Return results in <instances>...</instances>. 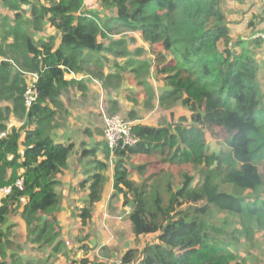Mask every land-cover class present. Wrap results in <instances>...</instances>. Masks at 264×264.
<instances>
[{
    "label": "trees",
    "instance_id": "1",
    "mask_svg": "<svg viewBox=\"0 0 264 264\" xmlns=\"http://www.w3.org/2000/svg\"><path fill=\"white\" fill-rule=\"evenodd\" d=\"M44 1L0 0L14 13V25L1 38L12 43L6 44L10 58L0 61V103L9 104L0 107V133L10 115L22 122L0 139V187H12L0 201V264H35L19 256L10 228L2 230L18 210L34 236L32 244L57 239L48 218L60 208L58 177L73 151L71 143H60L54 135L60 93L75 84L65 75L77 74L98 63L97 55L111 52L117 43L105 46L102 40L119 29L138 33L157 55L156 69L163 67L157 71L165 75L166 88L159 103L180 101L192 112L187 126L133 123L137 141L132 146L110 150L105 143L101 149L105 159L114 160L113 189L131 209L127 220L133 236L154 237L141 251H126L122 263L264 264V242L257 237L264 232V180L258 168L264 164V60L256 56L263 40L233 39L226 0H101L114 11L105 22L85 11L83 0ZM25 6L32 32H40L47 21L59 33L56 49L53 38H31L22 20ZM28 74L37 75L38 98L27 111L23 94ZM215 129L224 136L219 153L209 152L205 143V132ZM81 154L95 156L96 150ZM156 154L163 162L192 166L193 175L184 172L175 179L165 173L149 187L129 178L126 158ZM94 163L97 173L87 181L86 206L78 215L82 227L107 182L102 174L107 164ZM145 167H137L140 176ZM18 179L22 190L14 187ZM59 245L56 241L53 251Z\"/></svg>",
    "mask_w": 264,
    "mask_h": 264
},
{
    "label": "rangeland",
    "instance_id": "2",
    "mask_svg": "<svg viewBox=\"0 0 264 264\" xmlns=\"http://www.w3.org/2000/svg\"><path fill=\"white\" fill-rule=\"evenodd\" d=\"M100 6L103 8L101 0ZM224 7L233 39L242 38L246 41L259 38L264 33V0H226ZM107 10L109 14L113 9ZM3 15H6V19L2 20L0 17V40L12 28L7 17L9 13H0V16ZM27 27L30 33L31 28ZM6 41H0V61L10 58ZM111 42L117 45L111 52L97 55L98 63L88 65L83 71L73 74V77L68 74L69 78L66 80H73L75 84L63 90L58 99L62 108L56 111L55 136L59 141L73 145L68 166L58 177L56 193L60 198V208L54 217L48 218L55 226L54 231L58 232L55 239L60 244L58 249L53 251L55 242L48 245L42 241L32 244L34 236L21 219L20 210L7 218L6 226L2 229L4 231L6 227L10 228L11 240L19 247V256L33 260L35 264H83L84 261V264H112L119 260V254L125 248L141 250L144 245L153 242L152 237L135 239L127 220L131 209L123 205V197L112 189L114 160L105 159L101 154V149L105 146L104 120L118 116L135 125L166 128L178 124L189 125L192 112L180 101L159 103L158 99L166 88L163 80L165 75L157 70L163 67L156 69L157 55H154L138 33L119 29L107 38L105 46H109ZM219 47L223 49L222 44ZM256 53L257 60H264V40L263 48ZM146 64L149 65L148 68L137 70L138 65ZM16 71L15 67L11 69L13 73ZM31 79V76H25L27 83ZM260 84L264 93V75ZM7 106L9 107L7 102L0 103L1 108ZM181 119L186 122L183 123ZM7 121L17 119L10 115ZM223 137L218 129L205 132L209 152L223 151ZM87 149H95L96 155H82V151ZM94 160L107 164V170L102 174L109 181L105 184L101 200L94 205L86 226L82 227L78 215L86 206L87 181L97 173ZM125 160L129 178L137 184L145 183L148 187L158 178L156 176L168 173L179 179L181 173L193 175L195 170L190 165L163 162L157 154L136 155ZM142 166L146 167L144 174L140 176L136 169ZM258 168L264 180V164ZM81 183L84 184L83 188L80 187ZM257 237L264 242V232ZM101 245L106 247L102 248ZM261 259L264 262V254Z\"/></svg>",
    "mask_w": 264,
    "mask_h": 264
},
{
    "label": "built area",
    "instance_id": "3",
    "mask_svg": "<svg viewBox=\"0 0 264 264\" xmlns=\"http://www.w3.org/2000/svg\"><path fill=\"white\" fill-rule=\"evenodd\" d=\"M259 37L264 40V33ZM34 78L35 79L32 82L27 84V89L23 94L24 107L27 111L32 107L38 98V90L35 86L37 82L36 74L34 75ZM132 125V123L126 122L118 116H112L104 120L103 138L110 150H115L118 147L124 148L126 146H132L137 141V139L131 134ZM9 129L10 127L8 126L4 132L0 133V139L8 134ZM22 186L23 180H16L14 187L22 190ZM11 190V186L0 187V201L3 197L9 195ZM112 264L123 263L121 260H116L112 262Z\"/></svg>",
    "mask_w": 264,
    "mask_h": 264
},
{
    "label": "crops",
    "instance_id": "4",
    "mask_svg": "<svg viewBox=\"0 0 264 264\" xmlns=\"http://www.w3.org/2000/svg\"><path fill=\"white\" fill-rule=\"evenodd\" d=\"M43 4H45L46 2L44 1V0H40ZM84 1V9H85V11H87V12H91L92 14H94L97 18H98V20H99V22H105L109 17H112L113 16V14H114V11L112 10V13H107L108 12V10L106 11V9L103 7H101L100 6V0H83ZM99 1V2H98ZM24 18L22 19L24 22V27H26V28H28L27 27V25L30 27V14H29V7H27V6H25L24 8ZM0 13H9V15L7 16L10 20V26L12 27L13 25H14V22H13V20H14V13L13 12H11V11H9L6 7H4L3 5H0ZM0 17H2V20H4V18L6 17V15H3V16H0ZM6 19V18H5ZM0 24H1V21H0ZM2 28V24L0 25V29ZM32 32V30L30 31V33ZM109 37V36H108ZM107 37V38H108ZM32 38H33V40L34 41H38V40H46L47 38H53V40H54V45H55V47H54V49H56L57 47H58V45H59V42H60V36H59V33L56 31V30H54V29H52V28H50L49 27V24L47 23V21H45L44 22V24H43V27H42V30L40 31V32H32ZM107 38L105 39V40H102V42H103V44H105V41H107ZM12 39L11 38H7V41L5 42L6 44H10V43H12V41H11ZM1 41V40H0ZM2 42V41H1ZM149 47V46H148ZM150 49V48H149ZM155 51H160V48L159 49H155ZM34 75L35 74H28V75H25L26 77H29V76H31V81L30 82H32L35 78H34ZM70 75L72 76L73 75V73H70ZM74 76V75H73ZM72 76V77H73ZM67 78H69V75L67 74V75H65V79H67ZM70 81H73V80H70ZM30 82H28V83H30ZM27 83V82H26ZM27 83V84H28ZM7 127L9 126L10 127V129L11 128H19L21 125H22V122L21 121H19V120H17V121H10V122H8L7 124ZM56 133H57V131H55V133H54V135H56ZM55 138H56V140L58 141V142H60V143H65V142H63V141H59V139L55 136ZM66 144V143H65ZM71 157V156H70ZM70 159V158H69ZM68 162H69V160H68ZM108 179V178H107ZM109 181V179L107 180V182ZM106 182V183H107ZM111 185H112V189H113V177H112V175H111ZM144 238L145 237H152V236H143ZM139 238H141V237H139ZM138 238V239H139ZM151 239H154V237H152ZM147 244H149V243H147ZM146 244V245H147ZM146 245H144V246H146ZM143 246V247H144ZM91 247V246H90ZM94 247V246H93ZM100 247H106V246H104V245H101ZM130 249H132L131 247H129V248H125V250L123 251V252H120V254H119V257L120 258H118L119 260H121V257H122V255L126 252V251H128V250H130ZM137 250V249H136ZM142 250V249H141ZM141 250H137V251H141ZM114 258V257H113ZM33 261V260H32ZM98 263H101V264H103L102 262H98ZM132 264H138V263H136V262H134V263H132Z\"/></svg>",
    "mask_w": 264,
    "mask_h": 264
}]
</instances>
